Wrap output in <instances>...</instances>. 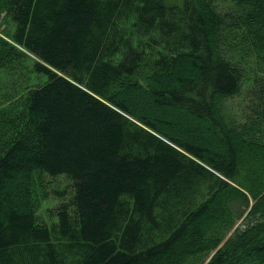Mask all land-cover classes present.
Here are the masks:
<instances>
[{
	"label": "trees",
	"instance_id": "1",
	"mask_svg": "<svg viewBox=\"0 0 264 264\" xmlns=\"http://www.w3.org/2000/svg\"><path fill=\"white\" fill-rule=\"evenodd\" d=\"M2 13L15 28L0 68H23V48L45 81L0 104V264H202L212 249L205 264H264V0H0ZM247 66L260 76L238 121L225 102ZM138 72L154 106L201 124L134 114ZM58 175L71 191L47 224Z\"/></svg>",
	"mask_w": 264,
	"mask_h": 264
},
{
	"label": "rangeland",
	"instance_id": "2",
	"mask_svg": "<svg viewBox=\"0 0 264 264\" xmlns=\"http://www.w3.org/2000/svg\"><path fill=\"white\" fill-rule=\"evenodd\" d=\"M164 2L169 5L181 4L182 0H164ZM226 5V2L219 3L221 8H225ZM4 15V13L0 15V36L3 37H5L4 32H13L15 28L14 23L9 18L3 17ZM21 52L26 55L23 60L24 62L22 63L23 68L16 69L14 65L9 64L0 68V104L3 102V97L5 95H13V98H19V96L27 90L28 86H36L45 81L44 76L31 73L29 71V65L36 59V57L26 49L21 48ZM247 67L249 72L248 78H246L243 82L240 92L227 99L225 102L227 110L231 113V117L236 118L238 121L243 120L250 109L251 97L249 95V90L251 78L260 76V72L255 71L249 66ZM252 67L255 68L254 65H252ZM124 87L125 93L123 94V98H125L128 106L136 115L162 116L163 118L169 119L175 124H179L185 128L197 127L198 123H200L193 117L183 112L173 110L168 111L154 106L148 95V91L154 87V84L152 83L149 75H146L143 72H138L127 80ZM177 128L179 129L178 126ZM177 128L169 127L168 131L172 134L179 135L181 138H185L193 142L210 143L213 147L218 148L217 143L210 138L204 129L200 130L196 134L190 133L187 135H180ZM46 186L47 188H45V190L49 195L47 198L41 200L37 214L43 222L50 224L52 220H56L55 216L50 215V209H53L60 204L62 196L68 197L71 188L69 186V180L64 175H58L55 177L47 176ZM64 191L65 194L63 193ZM241 222L242 219L238 220L235 226L240 225ZM235 226L231 230H233ZM227 236L228 235H226L223 240H225ZM214 252L215 250L212 249L200 263L205 264Z\"/></svg>",
	"mask_w": 264,
	"mask_h": 264
}]
</instances>
